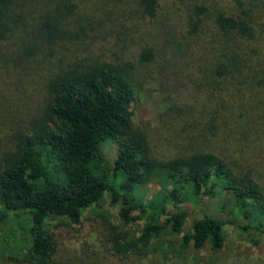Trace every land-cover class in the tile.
I'll use <instances>...</instances> for the list:
<instances>
[{
    "label": "trees",
    "instance_id": "16d2710c",
    "mask_svg": "<svg viewBox=\"0 0 264 264\" xmlns=\"http://www.w3.org/2000/svg\"><path fill=\"white\" fill-rule=\"evenodd\" d=\"M169 11L180 13L179 44L193 50L198 75L192 95L174 101L152 132L134 121L143 84L134 65L95 50L105 40L98 31ZM154 57L143 50L139 61ZM0 85V132L13 131L0 154V222L25 223L24 237L0 238V259L59 264L46 221L79 225L106 193L122 206V225L109 224L118 255L141 254L164 230L183 235V249L214 253L227 224L243 220L240 229L264 234V0H0ZM107 142L117 146L114 163ZM154 177L165 188L150 207L168 218L138 236L123 227ZM207 202L229 220L203 211ZM182 203L203 215L189 233Z\"/></svg>",
    "mask_w": 264,
    "mask_h": 264
},
{
    "label": "rangeland",
    "instance_id": "374dc122",
    "mask_svg": "<svg viewBox=\"0 0 264 264\" xmlns=\"http://www.w3.org/2000/svg\"><path fill=\"white\" fill-rule=\"evenodd\" d=\"M169 11L160 19L153 22L149 19L134 20L112 31L103 29L98 34L105 38L95 50L102 59H120L135 67V76L141 81L142 89L134 103V121L155 132L160 117L178 98L192 95L195 89L193 78L197 77L195 55L192 49L180 43L183 22L179 12ZM143 50H151L154 62L143 64L139 61V54ZM3 87L0 85V93ZM4 96V95H3ZM183 100H181L182 102ZM37 96L30 102L26 113L37 105ZM11 107L9 104L6 105ZM28 114V113H27ZM9 127V126H8ZM11 129V127H9ZM13 130V129H11ZM9 130H6L8 132ZM13 132V131H12ZM11 133L7 136L0 132V154L5 152ZM10 135V136H9ZM107 159L114 163L117 159V146L107 142L102 146ZM162 153L166 151L161 149ZM165 184L161 179L153 180L139 188L136 203L140 207L133 213L134 221L124 230L141 235L146 224L153 219L163 224L168 216L162 214L150 205L158 204L160 194ZM120 203H113L109 193H106L99 206H92L84 210L79 225L71 226L66 218H54L46 221V229L52 234L58 244L55 262L59 264H264V234L257 230H242L245 225L242 220L232 225L227 224L225 230V244L220 252L214 253L210 246L202 251H196L192 246H182V236L170 234L164 230L163 236L149 247L141 248V254L128 256L118 255L111 249L109 241V224L122 225L120 218ZM182 207L190 213L185 224L184 233L191 232L193 219L201 218L202 211L193 203H182ZM219 206L210 209L207 202L203 211H210L222 220H229L230 216L219 213ZM167 211L175 212L171 204H167ZM22 220L0 222V238L9 237L10 233L24 227ZM25 231L17 232L24 237ZM0 264H26L23 262L0 259Z\"/></svg>",
    "mask_w": 264,
    "mask_h": 264
}]
</instances>
